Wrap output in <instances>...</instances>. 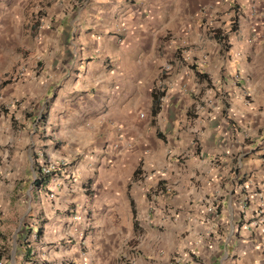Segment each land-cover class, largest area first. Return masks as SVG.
<instances>
[{
  "label": "crops",
  "instance_id": "1",
  "mask_svg": "<svg viewBox=\"0 0 264 264\" xmlns=\"http://www.w3.org/2000/svg\"><path fill=\"white\" fill-rule=\"evenodd\" d=\"M141 5L151 11L150 17L144 12L142 17ZM162 5L163 0H90L76 15L59 13L55 28L41 35L35 50L42 69L22 90L35 96L38 109L46 113L39 133H44L52 152L49 159L60 175L49 174L37 189L53 186L59 189L57 198L71 205L64 207V215L51 210L50 225L31 230H40L39 239L29 244L37 258H21L20 264H113L109 238L120 231L112 218L119 214L115 201L122 198V187L127 186L129 229L135 233L136 201L153 194L163 200L164 167L199 179V186L186 192V198L194 200L193 213L188 214L192 221L187 218L186 239L178 244L182 258L177 264H264V110L247 99L251 91H261L264 98L255 54L250 52L248 60L246 48L232 50L227 62L235 61L237 67H229L230 76L224 79L227 103L208 94L220 107L205 112L202 120L196 112L191 116L183 106L187 96L213 80L195 64L209 77L200 79L191 64L177 56L170 58L169 74L163 72V53L154 48L159 40L155 32L163 22L152 13ZM127 10L134 17L124 30L121 16ZM249 72L258 79L252 84ZM261 97L257 102L264 103ZM185 120L200 121V127L209 129L199 146L191 141L187 167L172 159L179 155ZM164 134L180 140L172 144L164 141ZM38 153L39 175L46 161ZM150 238L154 241L145 243L149 252L143 254L151 257L146 260L137 253L134 264H163V235ZM23 253L20 249L21 257Z\"/></svg>",
  "mask_w": 264,
  "mask_h": 264
},
{
  "label": "rangeland",
  "instance_id": "2",
  "mask_svg": "<svg viewBox=\"0 0 264 264\" xmlns=\"http://www.w3.org/2000/svg\"><path fill=\"white\" fill-rule=\"evenodd\" d=\"M89 1L0 0V264H20V260L28 257L33 258L34 262L37 256L30 254L29 244L36 242L39 235L31 230H37L45 222L49 224L51 210L56 209L64 215L68 212L64 207L71 205L57 198L59 189L50 185V188L43 186L37 189L33 185L39 173L38 152L46 161L43 167L50 168V178L60 175V170L49 159L52 152L44 142V133H39L46 113L38 109L36 97L22 88H28L26 80L31 75L39 74L42 69L43 64L39 63L35 49L43 32L55 28V17L59 13L76 15L83 3ZM139 7L142 17L143 12L145 18L150 17L149 9L142 5ZM132 12L127 10L121 16L124 30L125 23L134 17ZM152 13L157 14L156 18L163 22L155 32L159 40L154 47L160 54L163 53V72L169 74L172 69L170 58L177 56L184 63L196 64L200 70L209 71L213 80L209 86L203 82L205 84L199 86V91L187 96L183 106L191 116H194L192 112H196L195 117L202 120L201 116L205 112L217 110L220 106L210 99L212 97L223 105L227 103L229 95L224 79L230 76L229 67H237L235 61L227 62L231 60L232 50L246 48L250 54L248 60H251L250 52H254L253 61L257 60L254 65L260 72L258 79H264V0H163L162 7L153 9ZM232 26L235 32L231 31ZM214 32H219L226 40L219 43L213 38ZM122 37H125V33ZM175 48L176 55L172 53ZM249 73L248 81L252 84L258 79L252 77V72ZM3 81L5 84H1ZM210 86L213 89L207 93L206 88ZM260 92L251 91L247 99L249 102L254 99V103H257L255 108L264 110V103L257 102L260 96V99H264ZM208 94H211L210 98ZM6 96L9 97L8 101ZM197 104L198 110L195 107ZM200 123L193 120L183 122V141L177 147L179 155L172 159L181 161L186 167L191 141L199 146L205 140L204 134L207 135L209 131L208 128L200 127ZM163 138L172 144L173 140H180L179 137L173 139L165 134ZM168 146L175 150V146ZM60 155L66 157L67 154ZM165 161L167 157L163 154V163ZM165 169L163 200L153 194L149 200L136 201L139 230L135 233L129 229L131 212L126 195L127 186L122 187V198L115 201L119 214L112 218L114 223L119 224L120 231L109 238L112 243L109 257L113 258V264H134L137 253L147 260L149 255L143 253L149 252V249H145V243L154 241L150 238L152 234L163 235V264H177L182 258L178 244L188 234L187 218L189 213H193L191 204L194 201L191 195L189 199L186 198V194H190L186 192H191V187L197 188L199 179L188 178V175H183V171L175 172L172 169L169 172ZM177 173L182 174L175 180ZM51 194L54 197L50 198ZM39 211L43 212L42 216L37 215ZM189 221H192L191 217ZM20 249L25 251L22 257Z\"/></svg>",
  "mask_w": 264,
  "mask_h": 264
},
{
  "label": "trees",
  "instance_id": "3",
  "mask_svg": "<svg viewBox=\"0 0 264 264\" xmlns=\"http://www.w3.org/2000/svg\"><path fill=\"white\" fill-rule=\"evenodd\" d=\"M234 20H235V19H234ZM235 21H236V20H235ZM231 31H232V32H235V31H236L234 26L231 27ZM213 38H214L216 41H218L219 43H220L221 41L223 42L224 40H226V39H225V36H221V35L219 34V32H214V34H213ZM190 67H191V69H193V70L195 71V73L199 76L200 79H203V80H205V81H209L208 74L205 73V72H199V71H197V70H196V66H195V64H191ZM163 77H165V76L163 75ZM1 84H5V81H3ZM163 93H164V92H163ZM161 95H162V91L158 93V97H160ZM135 172H136V171H135ZM48 175H49L48 173H40V174L38 175V177L33 181V185H35L36 188H40V187L46 182ZM39 232H40V230H38V232H37L38 235L40 234Z\"/></svg>",
  "mask_w": 264,
  "mask_h": 264
},
{
  "label": "built area",
  "instance_id": "4",
  "mask_svg": "<svg viewBox=\"0 0 264 264\" xmlns=\"http://www.w3.org/2000/svg\"><path fill=\"white\" fill-rule=\"evenodd\" d=\"M142 115H143V114H140V117H141ZM49 170H50V168H45V167H42V169H41V171H42L43 173H48ZM259 216H260V214H259ZM74 218L77 219V218H78V215H74ZM252 224L257 225L258 222H257V221H256V222H255V221H252ZM260 224L264 226V216L261 217V219H260ZM79 237H82V231L80 232ZM82 253L84 254V252H82Z\"/></svg>",
  "mask_w": 264,
  "mask_h": 264
}]
</instances>
